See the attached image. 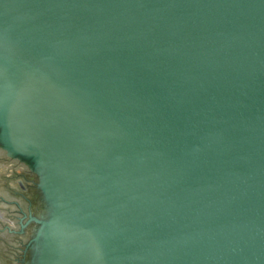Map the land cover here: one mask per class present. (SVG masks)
Masks as SVG:
<instances>
[{"label":"water","instance_id":"95a60500","mask_svg":"<svg viewBox=\"0 0 264 264\" xmlns=\"http://www.w3.org/2000/svg\"><path fill=\"white\" fill-rule=\"evenodd\" d=\"M0 85L129 138L44 264H264V0H0ZM32 200L0 185V264H41Z\"/></svg>","mask_w":264,"mask_h":264},{"label":"flooded vegetation","instance_id":"af4514ba","mask_svg":"<svg viewBox=\"0 0 264 264\" xmlns=\"http://www.w3.org/2000/svg\"><path fill=\"white\" fill-rule=\"evenodd\" d=\"M8 89L15 88L0 85V185L33 196L36 204L31 208V219L22 220L21 224L34 223V240L41 245V264H44L46 253L76 228L62 217L64 210L77 208L80 193L76 189L106 186L108 181L103 182L108 177L98 176L96 172L107 169L102 165V157L110 158L115 147L127 148L129 138L116 134L124 132L109 124L105 133H100L101 121L97 118L88 119L79 116L82 115L79 111L49 103L40 105ZM30 192L33 194L29 195ZM0 221L10 228L16 225L3 210ZM145 243V239H140L86 251L77 264H113L120 258H130Z\"/></svg>","mask_w":264,"mask_h":264}]
</instances>
